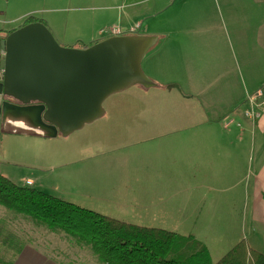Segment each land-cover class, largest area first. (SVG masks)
<instances>
[{
	"label": "rangeland",
	"instance_id": "1",
	"mask_svg": "<svg viewBox=\"0 0 264 264\" xmlns=\"http://www.w3.org/2000/svg\"><path fill=\"white\" fill-rule=\"evenodd\" d=\"M0 12L3 32L17 30L33 19L47 25L65 47L71 46L59 37L94 35L104 39L114 28L126 32L138 25L140 35L165 36L143 61V71L150 78L185 81L195 75L198 79H219L227 70L236 84L250 73L264 79V0H0ZM239 33L246 35L241 45ZM178 39L185 46L178 47ZM178 51L183 52L186 67L175 69L173 59ZM247 63L248 70L243 67ZM250 65H256L257 70H251ZM164 91L137 85L113 94L103 103L102 118L57 138L18 133L21 131L10 124L0 123L1 175L122 222L167 226L185 236L193 233L218 262L235 247L233 243L245 238L238 215L231 230L221 227L225 224L221 214L214 218L207 214L203 219L215 228L190 229V224L181 223L184 227L176 229L171 216L161 219L165 209L144 211L145 195H174L182 189L170 181L173 178L168 179L175 175L174 150L166 149L160 139H150L153 135L141 129L175 127L179 111L190 109L191 102L180 101L178 92ZM143 113L148 117L143 118ZM156 174L162 176L160 181H150L148 176ZM30 182L34 184L28 185ZM0 215L8 218L7 225L20 229L24 240L54 247L70 245L63 233H52L21 214L2 209ZM246 232L250 247L264 252V245ZM79 253L86 264H99L87 248Z\"/></svg>",
	"mask_w": 264,
	"mask_h": 264
},
{
	"label": "crops",
	"instance_id": "2",
	"mask_svg": "<svg viewBox=\"0 0 264 264\" xmlns=\"http://www.w3.org/2000/svg\"><path fill=\"white\" fill-rule=\"evenodd\" d=\"M12 32H3L0 28V39L5 41ZM138 32L126 33L123 36L157 37L158 42L153 49L159 46L162 39L166 40L165 36L140 35ZM106 38H94V35L65 39L59 37L65 45L71 46L67 48L74 49L88 48ZM243 38H246V35L239 33V45ZM79 43L83 45L76 48L74 45ZM183 45L185 46L178 39L177 46ZM2 50L3 45L0 43V68H3ZM182 53L175 52V69L180 65L186 67ZM248 64L250 63L243 64L244 69L247 67L248 70ZM249 67L251 70H257L256 65ZM223 74L224 77L219 79H198L192 75L191 79L185 81L170 77L161 80L150 78L146 74L156 84L155 88H161L168 93L176 91L180 94L179 100L190 101L191 106L189 110L179 111L180 117L175 127H141L144 133L153 135L150 139H160L166 149L174 150L175 175L168 176V179L173 178L170 181L182 187L174 195H155L156 192L145 195L147 204L144 211L165 209L166 214L160 213L161 219L169 220L171 216L174 220L172 227L176 229L183 228L185 224H190V229L215 228L216 225H207L203 219L207 218V214L212 215V218L215 214H221L225 223L221 227L231 230L232 225L237 223L238 215L245 238H240L239 242L233 245L236 246L243 239L246 242L250 239L246 229L258 244L264 245V115L256 121L245 115L249 109V98L254 97L264 87V79L258 80L254 73H250L246 79L242 77L239 84H236L227 70H224ZM255 86L257 89H254ZM147 114L143 113L142 117H148ZM170 140L174 142L170 143ZM148 177L150 181H160L162 178L158 174ZM2 209L10 211L0 206V212ZM7 219L5 215H0V264H86L82 260L83 255L79 253L84 248L102 264L88 247L77 244L65 235L63 238L70 243L69 246L54 247L38 240H24L20 229L14 224L7 225ZM181 223L184 225L181 226ZM141 227L173 232L167 226ZM192 235L198 240L197 235L192 233L190 236ZM2 241L6 244H2ZM248 246L250 247L249 243ZM255 251L264 254L262 250Z\"/></svg>",
	"mask_w": 264,
	"mask_h": 264
},
{
	"label": "water",
	"instance_id": "3",
	"mask_svg": "<svg viewBox=\"0 0 264 264\" xmlns=\"http://www.w3.org/2000/svg\"><path fill=\"white\" fill-rule=\"evenodd\" d=\"M157 37L117 36L85 49L63 47L43 22L26 24L3 44L2 123L42 137L67 136L102 118L104 101L156 84L142 63Z\"/></svg>",
	"mask_w": 264,
	"mask_h": 264
},
{
	"label": "trees",
	"instance_id": "4",
	"mask_svg": "<svg viewBox=\"0 0 264 264\" xmlns=\"http://www.w3.org/2000/svg\"><path fill=\"white\" fill-rule=\"evenodd\" d=\"M0 206L88 247L102 264H264V254L245 240L214 263L207 246L193 236L122 222L19 186L1 174Z\"/></svg>",
	"mask_w": 264,
	"mask_h": 264
},
{
	"label": "built area",
	"instance_id": "5",
	"mask_svg": "<svg viewBox=\"0 0 264 264\" xmlns=\"http://www.w3.org/2000/svg\"><path fill=\"white\" fill-rule=\"evenodd\" d=\"M138 30H139V26L134 27L126 32H123L119 28H114L108 33L109 36L106 34L105 30L102 31V34L107 35V38H110V37L123 36L126 33L134 34L137 33ZM3 77H4V70L0 68V79H3ZM248 104H249V109L245 112V115L248 118H250L253 121H256L262 115H264V87L261 88L254 97L249 98ZM28 185H31V183H28Z\"/></svg>",
	"mask_w": 264,
	"mask_h": 264
},
{
	"label": "flooded vegetation",
	"instance_id": "6",
	"mask_svg": "<svg viewBox=\"0 0 264 264\" xmlns=\"http://www.w3.org/2000/svg\"><path fill=\"white\" fill-rule=\"evenodd\" d=\"M0 118H1V119H0V121H1L0 123H2V115H0ZM6 125H9V124H6Z\"/></svg>",
	"mask_w": 264,
	"mask_h": 264
}]
</instances>
